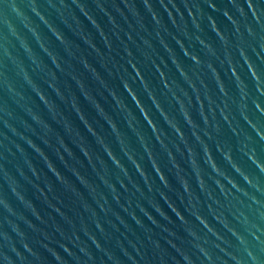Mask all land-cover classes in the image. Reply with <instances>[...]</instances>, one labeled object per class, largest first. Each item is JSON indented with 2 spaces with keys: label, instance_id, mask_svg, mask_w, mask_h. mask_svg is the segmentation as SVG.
<instances>
[{
  "label": "clouds",
  "instance_id": "1",
  "mask_svg": "<svg viewBox=\"0 0 264 264\" xmlns=\"http://www.w3.org/2000/svg\"><path fill=\"white\" fill-rule=\"evenodd\" d=\"M94 2L96 8L108 17L112 33L122 46L124 53L122 59L126 61L124 64L113 63L112 67L108 66L113 51V42L101 29L87 0H47L46 3H42L41 0H27V3L25 0H0V85L6 89L10 97L23 102L21 110L33 122L30 123L24 118L23 123H19L9 106L0 104V123L16 138L12 141L10 148L5 143L9 137L5 135L0 140V146L5 148L12 157L19 156L20 163L23 165V167L15 165L19 177L25 180L26 170L28 174L31 173L32 178L39 179L40 172L24 147L27 144L29 148L39 154L48 170L61 185L62 191L58 190L51 180L45 182L47 193L51 194L60 206L51 204L47 200V196H45L44 203L58 213L72 229L70 233H67L60 225L56 226V231L62 238V241L56 242L58 247L76 260L77 264H96L97 257L93 248L102 254L101 264H123L122 257L128 261V264H264V179L261 178L264 177V160L259 159L255 150L251 148L249 142L252 141V136L243 131L239 120L233 113V106H235L240 118L256 133V136L264 140V124L258 119H253V114L249 109L251 98L249 85L240 71L246 68L247 75L254 81L255 89L264 95V71L258 67L256 61L249 54L251 50L258 60L264 61V3L261 0H229L228 5L220 7L216 0H158L159 8H157L154 0H142L144 10L151 17L154 26L150 31L144 22V14L137 7L136 0H118V2L117 0H94ZM109 3L112 10L106 6ZM160 9H163L172 25L185 38L191 39L187 21H185V12L187 13L196 30L194 38L205 51L206 58H202L196 52H190L185 46L184 40L179 36L172 38L182 49L183 54L192 60L195 68L186 69L177 59L173 48L165 41L161 30L167 33L168 29L162 22ZM53 10L60 21L79 36L99 57L101 66L105 68L108 75L119 79L123 91L127 92L139 110L141 118L149 125L157 145L167 157L163 166L161 160H158L154 154L142 129L138 127L139 121L136 119L135 112L120 94V87L110 84L89 61L87 55L76 56L65 49L69 56L75 59L98 82L100 89L103 90L99 92V95L105 100L109 96L111 97L114 108L122 114L136 139L141 141L140 148L148 157V163L158 174L157 177L163 188L154 186L148 172L142 166L139 156L133 155L130 148L123 146L125 143L123 131L93 94V90L88 87L84 73L78 70L70 60H65L47 40L48 36L44 34L42 25L61 45H64L66 41L64 32L52 19ZM77 10L99 32L108 49L107 55L85 30L77 15ZM114 12L128 25L127 29L118 23L116 15H113ZM213 13H220L231 25V31H228L226 27H221ZM205 23L207 28L214 32L218 38L219 48L210 39L205 38ZM30 37L51 61V68L36 54ZM154 39L168 53L178 74L195 93L199 122L194 119L191 110L192 96L183 88H179V91L187 102L177 95L173 90L174 85L179 87L177 82L175 79L169 81L164 68L161 67V64L167 66V61L161 56L159 57L160 63H157L153 57L152 54L155 53ZM76 46L79 47V45ZM133 46L141 53L145 61L151 62L158 73L161 86L164 89L161 95L165 96L170 93L171 100L175 101L180 110V116L187 125V132L169 115L165 104L158 98L157 91L150 86L149 80L145 78L144 72L141 70V62L132 50ZM25 57L30 61V64H25ZM9 65L15 70L19 80L39 98L52 119L63 126L68 138L87 159L96 177L107 190L106 192L101 190L100 184L89 179L86 170L81 172L80 169L84 168L83 161L69 146L65 137L44 118L36 100L29 99L23 89L15 81L9 79L6 71ZM128 67H131L132 73H128ZM221 69L226 75L230 74V78L238 89V98L230 94L221 76ZM34 73L40 75V78L48 85V88L55 92L60 101L70 106L71 111L75 112L87 133L94 137L99 149L123 174V179L113 182L107 175L97 171L96 166L92 163L93 152L97 153V162L107 171L104 156L93 148L79 125L65 114L56 100L52 99L47 90L34 79ZM58 73L65 77H71L76 82L80 93L94 107L97 116L108 125L110 132L105 131L104 124H101L99 119L89 118V115L81 108L79 98L71 90V86L62 87V84L67 85V80L62 82ZM122 73H127V78ZM193 76L196 77L195 81ZM136 81L140 82L143 93L147 94L151 105L156 109L163 122L176 134L178 143L166 145L156 119L151 116V121H149L144 115V109L146 108L148 113L149 110L142 102L141 95L133 88V83ZM208 81L215 85L216 95L210 91ZM129 86L135 95H133V91H129ZM105 92L107 96L104 95ZM141 102L143 107H141ZM253 103L257 112L264 115V104L258 99H255ZM221 122H223V126ZM32 125L39 127L41 135L36 134ZM224 125H227L237 136L243 133L244 138L240 141L239 151L252 161L258 169L259 175L246 171L233 156L232 147L221 139ZM29 133L38 136L44 144L51 148H53L52 142L46 140V137L55 135L56 143H59L63 149L62 152H57L54 149L56 156L76 178V181L87 189L91 202L76 183L57 168L45 150L33 140ZM109 134L115 137L120 152L133 163V167L143 180L144 187H141L140 183L132 178L129 170L121 163L112 143L106 139ZM166 134L165 132L164 135ZM213 146L215 151L222 155L224 162L230 166L232 172L236 174L235 176L229 174L217 162ZM65 154L68 159H65ZM7 159L8 157L0 152V176L3 177L7 185V190L3 185H0V215H2L0 218V264H43L44 258L35 244H39L50 253L55 264H68L56 247L51 246L52 237L47 233H44V239L39 241H34L29 235L28 230L32 232L38 230L31 220L22 215L20 210L15 207L12 198L35 218H40L41 212L26 195L17 174L7 168L4 163ZM69 159L75 162V167L69 165ZM181 161L187 164L188 168H185ZM165 168L168 171H174L179 184L178 189L170 184ZM236 176H239L243 184L237 180ZM193 179L196 188L193 187ZM125 180L128 183H125ZM117 183L125 192L129 193L126 197V204L120 203L121 192L117 189ZM33 186L37 187L42 194L44 193V189L39 188L38 185ZM164 189L176 193L183 210ZM196 189L199 191L197 192ZM64 194L68 195L69 203H65ZM157 195L167 204L184 228L189 238L187 242L190 244V248L183 246V237H179L173 228L161 224L149 211L150 207L169 224L176 223L161 206L156 198ZM109 196L144 231L147 244L139 237L129 239L126 247L123 244L119 245L118 255L112 248L106 247L96 233L90 231L88 223L84 219L85 216L94 224L101 237L106 239L99 214L112 213L120 225L128 232L134 233L132 226L118 213L113 212L109 204ZM133 197H137V199L134 201ZM142 201H146L148 207ZM137 209L153 225L161 229L160 234L154 233V230L144 223L141 216L137 215ZM70 212L75 215H69ZM73 217L79 218V231L76 230V220ZM22 224L26 227H22ZM111 226L116 227L114 224ZM81 233L87 239H82ZM163 233H167V235L164 236ZM177 240L181 242L177 243ZM149 249H151L150 253Z\"/></svg>",
  "mask_w": 264,
  "mask_h": 264
},
{
  "label": "water",
  "instance_id": "2",
  "mask_svg": "<svg viewBox=\"0 0 264 264\" xmlns=\"http://www.w3.org/2000/svg\"><path fill=\"white\" fill-rule=\"evenodd\" d=\"M42 3H46L47 0H41ZM118 2V0H117ZM156 3L157 8H159L158 0H154ZM217 4L220 7H224L229 4V0H216ZM262 3H264V0H261ZM25 3H27V0H25ZM88 6L90 10L93 11L96 20L101 25V29L109 36V38L113 42V51L111 53V59L108 61V66L112 67L113 63L116 64H124L126 61L125 59H122L124 56L122 46L120 45V42L117 40V38L112 33V26L109 23L108 17L104 15L103 12H100L96 8V4L94 0H87ZM137 7L140 9L141 13L144 14L145 17V24L147 28L151 31L153 30V23L151 21V17L148 16V14L145 12L142 0H136ZM111 9V4L109 3L106 5ZM123 7V5H121ZM161 11V17L162 22L164 26L167 27L168 32L164 33L163 30H161V34L164 36L165 41L173 48L175 55L177 59L181 62V64L186 69H193L196 66L193 65L192 60L185 56L182 52V49L179 47V45L173 40V36H179L180 39L184 40L185 46L188 48L190 52H196L198 53L202 58H206L205 51L201 48V45L195 40V34L196 30L194 29L191 20L189 19L187 13L185 12V21H187V29L192 37L191 39L185 38L170 22L167 14L163 11V9H160ZM208 11H211L208 9ZM175 14V13H174ZM77 15L80 17V20L82 21L85 30L90 34L91 39L97 44V46L105 52L107 55L108 49L105 47L103 39L99 35V32L96 30L95 27L83 16L79 13V10H77ZM113 15H116L118 23L121 24L122 27L127 29L128 25L123 21V19L116 14L115 12ZM214 16H216L218 23H220L221 27H226L228 31H231V25L228 24V22L225 20V18L220 13H213ZM53 21L57 24V26L64 32L66 36V41L64 45H61L59 41L55 39L54 36L50 32H48L47 28H44L43 25L42 30L45 35H47V40L50 41L51 45L56 48V50L59 52V54L65 59L70 60L73 65L76 66V68L84 73L85 81L90 89L93 90V94L96 95L97 99L100 100V102L104 105L105 109L113 116V118L117 121L118 125L121 128V131H123V139H124V147L130 148V150L133 151V155L139 156L140 162L142 166L146 169V171L149 174V177L151 178L154 186L163 188V185L161 184L159 178L157 177L158 174L155 172V170L151 167L150 163H148V157L142 152L143 150L140 148L141 141H138L136 139L135 134L132 132L130 128H128L126 121L124 120L122 114L119 113L117 109L114 108V102L111 100V97L109 96L107 100H105L103 97L99 95L100 91H103L100 89V86L98 82L91 76L90 73L85 71L81 65L78 64V62L69 56V54L65 51L68 50L70 54H74L76 56H83L87 55L89 61L97 68V70L101 73V75L109 81L110 84L113 86L120 87V94L123 96V98L126 100L127 104L133 109V112L136 114V119L139 121L138 127L142 129L143 134L147 138V141L149 145L153 148L154 154L156 155L158 160H161L162 166L164 163H166V155L164 154L163 150H161L160 146L157 145L154 134L149 129V125L144 121V119L141 118V114L139 110L137 109L136 105L133 103L131 98L128 96L127 92L123 91V88L120 86V81L116 77H112L108 75V72L105 70L104 67L101 66V63L99 61V57L96 56V54L88 47L87 44L83 40L80 39L79 36H77L70 28H68L66 25H64L60 19L55 15V12L53 10L52 15ZM123 35V33H121ZM205 38L210 39L218 48L220 47L219 40L216 37L215 33L212 32L210 29L207 28L205 23V32H204ZM30 39H32L30 37ZM33 47L36 49V54L44 60L46 64H48V67L51 68V61L48 59V57L39 49V46L35 43L34 39H32ZM76 45H79L77 47ZM153 45L155 49V53H153V57L156 59L157 63H160L159 57H163L165 61H167V66L164 64H161V67L164 68L165 73L167 74L169 81L175 79L177 82L176 85L173 86V90L176 91L177 95H180L182 99H185L181 92L179 91V88H183L185 91L189 93L190 96H192V112L194 119L199 122L200 118L197 113V101L195 99V93L193 90L188 86V84L181 78V76L178 74L175 65L171 62L169 59V55L167 52L164 51L163 47L159 44L157 40H153ZM133 52L135 53L137 59L141 62V70L144 72L145 78L149 80L150 86L157 91L158 98L162 101V103L165 104V108L168 111L169 115L175 119V121L185 130V132L188 131L187 125L184 123L183 118L180 116V110L178 106L176 105L175 101L171 100L170 93L166 94L165 96L161 95V92L164 91V89L161 86V80L156 73V70L153 68L150 61H145L144 57L141 55L139 51L136 50V48L133 46ZM158 54V55H157ZM249 54L252 56L253 60L256 61L258 67L264 71V61L258 60L254 53L249 52ZM29 63L30 61L27 60L25 57V64ZM127 67V65H125ZM217 66L219 67V62L217 61ZM31 70V69H30ZM139 71V69H137ZM9 79L15 81L24 91L25 94L28 95L29 99H35L36 103L39 104V110L41 111L42 115L46 120L49 121V123L52 124L53 128H55L57 131L60 132L61 135L65 137L66 142L69 144V146L73 149V151L76 153V155L83 161L84 168H81V172H85L89 177L90 180H93L95 183L100 184L101 190L107 191L104 189L103 184L100 183L99 179L96 177V174L93 172L91 165L88 164L87 159L80 153L79 148L76 147L75 144H72L71 140L68 138L67 133H65L64 128L61 124L56 123L55 120L52 119L50 114L48 113L47 109L44 107V105L39 101V98L35 96V93L31 91V89L28 88L27 85L23 84L22 81L19 80L18 76L15 73V70L12 69L11 65H9L6 69ZM131 67H128V73H132ZM241 75L245 77L247 80V83L249 85V91L251 93V98L249 100V109L250 112L253 114V119H258L262 124H264V115H261L254 107L253 101L255 99H258L262 104H264V95H261L256 89L254 81L251 80V78L247 75V69H241ZM127 78V73H122ZM58 75L61 76L62 82L64 80H67V85H63L62 87H67L68 85L71 86V90L74 91L79 98V103L81 108L89 115V118L96 117L100 120L101 124H104L105 131L110 132V129L108 128V125L103 121L102 118L98 117L96 114V111L94 107L90 104V102L85 99V97L80 93L79 88L76 85V82L71 79V77H65L58 73ZM142 75V73H141ZM221 76L223 77L226 86L229 89L230 94L238 98V89L236 88L233 80L230 78V74H225L224 70L221 69ZM206 78V77H205ZM34 79H36L42 87H44L48 94L51 96L52 99L56 100V102L61 106V108L64 110L66 115H69L70 119L74 121L75 124L79 125L82 132H84L87 135V138L89 142L92 144L93 148L97 151H100V154L104 156V164L107 166V171H105V168L97 162V153L93 152V160L92 163L96 166V169L101 174L107 175L110 180H113V182L123 179V174L120 173L115 165L108 160L107 156H105L102 152V150L99 149V146L96 145L94 137L91 136V134L87 133L86 129H84V126L78 118L75 115V112L71 111L70 106L65 105L62 101L59 100L58 97H56L55 92L52 91V89L48 88V85L44 83V81L40 78V75H37L34 73ZM193 80H196V77L193 76ZM209 89L210 91L216 95V88L215 85L208 81ZM197 86L199 87V83L197 81ZM133 88L138 91V93L141 95L142 102L148 107L149 113L147 109H144V115L151 121V116H153L156 119L158 127L161 129V134L163 136V139L165 141V144L170 143H178L179 141L176 138V134L172 131V129L168 128V126L163 122V119L159 116L156 109L151 105V101L148 99L147 94L143 93L142 86L139 81H136L133 83ZM119 90V89H118ZM129 91H133L131 87L129 86ZM203 91V90H202ZM105 96H107V93H104ZM133 95H135L133 91ZM219 98V97H217ZM139 98L137 97V100ZM15 100V102H14ZM141 102V107H143V104ZM185 102L186 99H185ZM22 101H19L18 99H15L13 97H10L7 93L6 89L0 85V104H7L11 111L14 113L17 121L19 123H23L24 118L29 120L30 123H33L31 121L30 117H27L23 111L21 110L22 107ZM233 113L236 116V119L239 120L240 127L243 129V131H246L252 136V141H250V146L252 149L255 150L256 155L259 159L264 160V140H261L258 136H256V133L243 121V119L240 118L238 111L236 110L235 106H233ZM217 119H219V116H217ZM135 123V122H134ZM154 124V121L152 122ZM222 126H223V122ZM32 129L36 132L37 135H41L39 132V127L36 125L31 126ZM98 127V126H97ZM167 133L164 135V133ZM8 136L9 139L5 141L6 144L11 148L12 147V141L16 140L15 137L11 135L10 132L3 126L2 123H0V140L4 138V136ZM29 135H32L33 140L36 141V143L42 147L45 152L48 154V156L52 159V161L55 163L57 168L60 169V171L68 176L73 182L76 183L77 187L80 188L82 192H84V195L88 198L89 202H91V197L88 196L87 189H85L82 185L79 184L78 181H76V178L72 176L71 172L68 171V169L65 168L64 164L60 161V159L56 156L54 149L57 150V152H62L63 149L61 148L59 143H56L55 135H49L46 137V140L52 142V147L47 146L44 144V142L39 139L38 136L33 135L32 133H29ZM243 133L240 136H237L233 134L231 129L228 128L227 125H224L221 139L224 140L227 144H229L233 149V156L235 159L240 163V165L245 168L246 171H248L251 174L259 175L258 169L256 166L248 159L246 155H244L243 152L239 151L240 148V141L243 139ZM109 143H112L114 151H116L118 158L120 159L121 163L129 170V173L131 174L132 178L137 182L140 183L141 187H144L143 180L141 179L140 175H138L137 170L133 167V163L127 159V157L124 156L122 152H120L119 145L116 143L115 137L110 136V134L106 137ZM19 142V141H17ZM210 143H212L210 141ZM26 148L27 154L32 158L33 163L36 165L37 170L40 172V178L34 179L30 175L31 173H27L25 170V180L22 177H19V174L16 173V167H23L22 163H20L19 156L12 157L5 148L0 146V152H3L5 156L8 157L7 160L4 161L7 168L12 171L13 173L17 174L18 179H20V182L24 188V191L26 195L34 202L36 207L41 212L40 218H35L31 215V213H28L27 210L23 208L22 205H20L17 201L13 199V203L17 209L20 210L21 214L24 215L27 219H30L31 222L36 226V229L38 231L32 232L29 231V235L33 238L34 241H39L44 239V233H47L49 236L52 237L51 246L56 247V250L60 252L61 255L65 257V259L68 261V264H77V261L74 260L70 255L63 252L62 249H60L57 245V241H62V238L60 237L59 233L56 231V226L60 225L64 228L65 232L70 233L72 229L65 223L64 219L58 215L50 206H47V204L44 203L45 196H47V200L51 202V204H57L56 199L49 193H47V189L45 187L46 180H51L57 187L58 190H61V185L58 181H56L55 176L48 170L46 167L43 159L39 156L38 153H36L33 149L29 148L27 144L24 145ZM213 152L216 156L217 162L221 164V166L229 172V174L235 176L236 174L232 172V169L230 166H228L227 163L224 162L222 155L215 151V147L213 146ZM179 158V157H178ZM65 159H68L67 155L65 154ZM68 163L70 166L75 167L76 164L72 160H68ZM183 166L185 168H188L187 164H184L183 161H181ZM191 171L190 169H188ZM165 172L168 176L170 184L174 188H179V184L175 178L174 171H168L167 168H165ZM237 180L240 181V183L243 184V181L240 180L239 176H236ZM264 179V177H261ZM27 181H30L31 183H28ZM125 183H128L127 180H125ZM193 187L196 188L195 180L192 181ZM0 185H3L4 189L7 190V185L3 179L2 176H0ZM33 185H38L39 188L44 189V193L42 194L37 187H34ZM117 189L121 192V204H126V197H128L129 193L125 192L123 188L120 187V185L117 183ZM166 192H168L169 196L177 203L178 206L181 207V210H183V206L180 205V201L176 195L175 192H169L167 189H164ZM197 192L199 191L196 189ZM145 191L147 189L145 188ZM161 206L164 208V210L168 213L169 216L172 217L174 221H176L175 224H169L167 220H164L158 213H156L153 209L149 207V211L152 212L153 216L156 217L157 220L160 221L161 224L167 225L169 228H173L179 237L184 238V244L183 246L186 248H190V244L188 241L187 233L185 232L184 228L180 225V222L176 219V216L174 213L171 212V210L168 208L167 204L164 203L163 200L160 199L159 195L156 197ZM63 199L65 200V203H69V197L67 194L63 195ZM137 197H133V200L135 201ZM145 203V206L148 207L146 201H142ZM109 204L111 205V208L113 209V212L118 213L121 217L124 218L125 221L129 225L132 226L134 229V233L128 232L122 225L119 224V222L116 220L115 216L112 213H109L108 215L99 214V219L101 221V224L104 226L105 229V236L106 239L101 237V234L97 232L96 227L94 224L87 219L85 216L84 219L88 223V227L90 231H93L96 233L97 237L101 239V242L108 248H112L114 252H116L119 255L120 249L119 245L123 244L125 247L127 246V240L129 239H137L139 237L140 240H143L145 244H147V239L145 236L144 231L139 228L134 221L130 219L127 213H125L119 204L114 202L111 199V196H109ZM57 206H60L57 204ZM134 207V205H133ZM63 210V209H62ZM206 211V209H205ZM69 215H75V213L70 212ZM137 215H140L141 218L144 220V223L151 227L154 230V233L160 234L161 229L158 228L156 225H153L151 221H149L146 217L143 216L142 213L139 212L137 209ZM187 215V213H185ZM0 218H2V215H0ZM74 220H76V230L79 231V218L73 217ZM211 220V217H209ZM214 223V222H213ZM116 225V227H112L111 225ZM22 227H26L25 225H21ZM164 236L167 235V233H163ZM82 239H87L83 236V233H81ZM47 242V241H46ZM163 243V240L161 241ZM180 240H177V243H180ZM35 246L39 249L41 252L42 257L44 258L43 264H55V261L53 260L50 253H48L44 248L40 247L39 244H35ZM75 251V249H73ZM93 251L96 254L97 260L96 264H101L100 257L101 253L95 250L93 248ZM151 252V249H149V253ZM123 264H128V261L122 257Z\"/></svg>",
  "mask_w": 264,
  "mask_h": 264
}]
</instances>
